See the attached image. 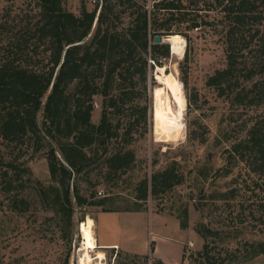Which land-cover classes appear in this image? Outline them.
Returning <instances> with one entry per match:
<instances>
[{"label": "rangeland", "instance_id": "374dc122", "mask_svg": "<svg viewBox=\"0 0 264 264\" xmlns=\"http://www.w3.org/2000/svg\"><path fill=\"white\" fill-rule=\"evenodd\" d=\"M82 1L89 10L96 5L95 0H66V7L80 14ZM145 1L151 9L152 0ZM34 4L35 0H0V22L18 25L31 14ZM182 7L188 19L197 17L204 22L193 29L189 28L190 20L176 25L175 29L187 35L180 34L186 40L185 52L181 57L175 55L170 44L171 57L165 61V72L177 71L186 98L179 133L160 139L155 130L156 103L171 93L158 79V73L164 75L156 67V82L149 83L148 89V132L129 146L135 151V163L113 182L103 176L97 179L96 172L91 174L92 181H82L85 195L96 191L97 198L110 196L111 200L105 206L75 205L71 224L62 220L51 203L52 196L48 202L42 194L41 185L52 183L46 150L33 153L34 141L9 150L3 147L8 159L18 157L16 162L22 163L23 172L13 179L11 192H5L0 183V264H65L66 260L79 264L83 241L79 225L86 214L99 207L138 209V182L144 177L150 180L155 172L172 164L183 180L167 192L150 193L140 203L143 213L133 227L136 241L148 242L149 230L153 240H177L186 245L185 264H264V252L254 253L264 246V170L253 171L246 161L233 158L228 151L245 137L248 127L255 124L264 132V4L255 16L235 28L237 69L229 96L221 95L208 79L228 65V31L233 24L216 0H182ZM240 90L243 100L236 97ZM98 119L97 110L94 120ZM38 123L43 124V109ZM13 195L24 202L14 204ZM183 219L187 221L185 228ZM105 255V264H149L145 254L109 249Z\"/></svg>", "mask_w": 264, "mask_h": 264}, {"label": "trees", "instance_id": "16d2710c", "mask_svg": "<svg viewBox=\"0 0 264 264\" xmlns=\"http://www.w3.org/2000/svg\"><path fill=\"white\" fill-rule=\"evenodd\" d=\"M216 1L233 26L228 31V65L211 75L208 84L229 96L237 69L235 28L255 16L264 0ZM184 8L182 0H152L151 9L145 0H96L92 10L82 1L76 14L66 7V0H35L31 14L18 25L0 22V183L5 192L14 190L12 181L23 170L18 157L8 159L3 147L9 150L34 141L33 153L46 150L52 180L41 185L42 194L48 202L52 196L51 203L65 223L74 222L75 205L105 206L111 200L97 198L96 191L85 195L81 182L92 181L94 172L97 179L103 176L113 182L135 163V151L129 146L148 132L149 83L156 82L155 68L165 66L171 57L170 43H156L155 37L187 36L175 26L190 20L193 29L204 22L188 19ZM242 95L237 91L236 97L243 100ZM245 133L228 150L230 156L262 171L263 129L254 124ZM182 180L173 164L150 180L144 177L137 185L136 210L142 209L140 203L150 193L167 192ZM12 201L24 202L14 195ZM181 225L187 227L186 219ZM208 247L206 243L204 248ZM263 252L264 246L254 250ZM185 254L186 250L184 258Z\"/></svg>", "mask_w": 264, "mask_h": 264}, {"label": "crops", "instance_id": "0c3cea01", "mask_svg": "<svg viewBox=\"0 0 264 264\" xmlns=\"http://www.w3.org/2000/svg\"><path fill=\"white\" fill-rule=\"evenodd\" d=\"M100 206V205H98ZM140 210H98L86 215L94 221L93 231L99 248L105 250H123L129 254L147 255V259L162 261L164 264H185V244L177 240L160 237L153 240V232L149 230V241H136L133 227L140 222ZM85 219V220H86ZM84 221V220H83ZM153 245V250H152Z\"/></svg>", "mask_w": 264, "mask_h": 264}, {"label": "bare ground", "instance_id": "6f19581e", "mask_svg": "<svg viewBox=\"0 0 264 264\" xmlns=\"http://www.w3.org/2000/svg\"><path fill=\"white\" fill-rule=\"evenodd\" d=\"M169 41L172 52L175 55L183 56L185 52L186 40L180 34L170 35ZM163 75L158 73V79L168 86L170 95L166 94L162 102H157L155 106V122L157 134L161 138L170 139L175 137L181 129V121L186 107V98L183 91V83L175 72H165L164 66H158ZM171 96V98H170ZM94 221L88 217L81 221L79 228L83 238L80 247L79 264H105V251L98 247L93 231Z\"/></svg>", "mask_w": 264, "mask_h": 264}, {"label": "water", "instance_id": "95a60500", "mask_svg": "<svg viewBox=\"0 0 264 264\" xmlns=\"http://www.w3.org/2000/svg\"><path fill=\"white\" fill-rule=\"evenodd\" d=\"M169 37H170V35H164V36H162V35H157V36L155 37V42H156V43H161V42H168V43H170V41H169Z\"/></svg>", "mask_w": 264, "mask_h": 264}, {"label": "built area", "instance_id": "2783aa9c", "mask_svg": "<svg viewBox=\"0 0 264 264\" xmlns=\"http://www.w3.org/2000/svg\"><path fill=\"white\" fill-rule=\"evenodd\" d=\"M96 1V0H95ZM99 194L102 195L103 194V191H99ZM153 260L152 259H149V264H153Z\"/></svg>", "mask_w": 264, "mask_h": 264}]
</instances>
